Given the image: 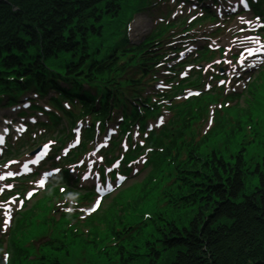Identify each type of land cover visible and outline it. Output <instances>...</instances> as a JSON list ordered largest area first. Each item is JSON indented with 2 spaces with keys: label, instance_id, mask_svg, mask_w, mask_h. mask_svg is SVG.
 Wrapping results in <instances>:
<instances>
[{
  "label": "trees",
  "instance_id": "16d2710c",
  "mask_svg": "<svg viewBox=\"0 0 264 264\" xmlns=\"http://www.w3.org/2000/svg\"><path fill=\"white\" fill-rule=\"evenodd\" d=\"M129 2H0V89L9 90L10 84L42 92L56 87L64 97L79 94L84 115L98 101L97 117L106 116L110 107L118 108L123 102L153 110L140 79L161 62L163 54L154 46L165 36L158 32L140 44L128 42L121 26ZM79 81L99 89L98 95L84 92ZM165 95H158V100ZM173 125L163 140L151 144L161 152L146 178L141 202L147 203L158 190L169 207L192 212L184 224L158 214L157 237H161L163 250L172 251L171 260L161 264H264V158L251 166L243 157L247 148L230 154L240 128L226 135L222 148L205 151L202 145L186 143L183 135L188 126L181 123L183 128L174 130ZM167 138L171 140L165 142ZM256 178L259 183L248 186ZM104 221L113 231L109 219ZM14 236L13 264H61L58 254L65 251V243L50 239L46 248L52 252L40 251L31 257ZM150 236L139 231L136 237L147 250L140 264H160L161 253L154 249ZM132 249L121 247L126 255L138 256L130 254Z\"/></svg>",
  "mask_w": 264,
  "mask_h": 264
},
{
  "label": "rangeland",
  "instance_id": "374dc122",
  "mask_svg": "<svg viewBox=\"0 0 264 264\" xmlns=\"http://www.w3.org/2000/svg\"><path fill=\"white\" fill-rule=\"evenodd\" d=\"M164 0L160 1V5L157 6H150L151 8H149V10H139L138 13L134 14L130 20V22L128 23V37L131 39V41L134 42H140V40L146 36H148L150 33L154 32L156 29H161V27H164L165 25L169 24V25H178L183 23V22H190L191 17V12L187 9V10H183L182 8H179L177 6V4H175V2L171 1V0H166L165 2H163ZM228 2H234V0H222L221 2H218V8H220L221 6H228ZM209 0L204 2V5H208ZM160 9V10H159ZM212 9H210L209 11H211ZM192 11V9H191ZM128 15L125 17V19L127 20ZM186 19V20H185ZM226 24L223 23H219V24H211V22H206L204 26H202L201 28L195 27L193 30H190L189 33L187 34H183L182 30H180L179 28H177L176 26L173 27L172 29V33H171V37L168 43H171L173 41V43L171 44V46H173L174 48L178 47L179 45H182L184 43L185 40L187 39H193V41H191V44L193 46H191L193 48V50L195 49V47H201L204 44H202L205 41H199L202 39H207L210 42L211 46H220L223 47L225 49H228V47L231 46V50L230 52L233 54H237L239 52L238 50V46L241 44V42H243V38L245 35L244 30L240 28L239 25L235 24L236 20H229L225 22ZM192 25V24H189ZM217 28H221L219 32L217 31ZM188 29V28H187ZM186 29V30H187ZM167 30H169L167 28ZM239 33H243V35L239 36ZM188 35L190 37H188ZM172 39V40H171ZM185 44V43H184ZM208 44V43H207ZM249 45V44H247ZM189 45H184L183 48H187ZM167 51L173 52L174 50L170 47V49H167ZM195 52H193L192 55H194ZM179 55H177L176 53H171L166 59L168 61V66H173L174 64H177L180 61H176L175 59H178ZM247 60V59H246ZM244 60L242 63H240V67L247 69V71H251L252 68H256V67H252L250 65L251 62L256 61L255 58L250 57L247 61ZM163 72H161V75L159 77V80L155 83L157 86H161L160 89L164 90L167 88V86L165 85V81L166 78H162V74ZM171 77V76H170ZM174 79V78H171ZM257 91L258 94H256V98L253 99V95H247V97H243L241 99V102H237L239 103V109H241V107L246 108V110H248L250 113H252L253 118L257 117V121L256 123L258 124H262V125H258V131L262 132L263 128H264V123L261 122V118L260 116L263 114V110H264V69L262 70V72L259 73V76L257 78ZM242 85L240 86V89H238V92L242 89ZM180 90V89H178ZM193 88H187L186 90H180V92L182 93L181 96L177 97V100L173 103V100H170L169 102H167L168 105L170 104H175V103H179L182 102L183 100H186L187 98V92L192 91ZM31 99L33 100V102L37 105H41L44 107V105L46 104V100L40 99L37 96H35L31 91L26 92L20 99L16 100L18 101L17 104H19V106H21V102L26 101L27 99ZM249 100V103L247 102ZM178 105V104H175ZM235 105V104H233ZM167 110L165 112H161L159 114V117H161V119L159 120V125L161 123H163L165 120H167L169 118V111L172 110V113L176 112L177 110L181 109V106L178 108H173L171 109L170 106H167L166 108ZM17 110L20 109H11V110H7L4 107H0V117L4 116L6 118V120H10L13 121L16 117V115L18 114ZM211 110H214V107H211ZM180 111V110H179ZM233 114H235V112H233ZM237 114H235L236 116ZM26 116L28 117H32V119L34 118V120H38L41 122H44V118L39 117L36 113L35 115H28L26 114ZM212 117L210 116L208 118V120L205 123H202V130L200 132V127L198 128V130H196L195 133V138H197V141L200 138V135H204L206 132L209 131V129L212 127H214L216 124H220L219 119L216 118L215 122H212ZM151 121L154 120H149L147 121V123H150ZM176 122L180 123V120H177ZM166 121L164 122L162 129L165 128L166 126ZM65 126V124L63 122L59 123V128H63ZM181 126L180 124H177V127ZM151 127L154 128L155 124H151ZM196 128V127H195ZM228 130V129H227ZM42 133V132H40ZM44 133V132H43ZM215 133V132H213ZM219 133V132H216ZM264 134V132H262ZM45 136H47L49 133H44ZM39 135V134H38ZM186 137L189 136V131L185 134ZM242 135V134H241ZM243 136V135H242ZM243 138V137H242ZM241 138V139H242ZM47 139V138H45ZM11 143L13 142V140H10ZM45 141V140H44ZM237 142V140H235V143ZM263 140L260 141V143H262ZM52 143V142H51ZM234 144H232L231 146V153L235 151V147ZM53 147L55 146L54 143H52ZM254 145H257V143H254ZM251 146L248 148L247 150V154L246 157L247 159H252L254 160L255 158H261V154L262 150L260 147L257 146ZM211 147H217V148H222V144L221 141L218 139H211L210 143H208L207 145H205L203 148H205L206 150H209ZM185 154V152H184ZM28 155V154H27ZM27 155H24L21 159H24V157H26ZM20 159V160H21ZM250 161V160H249ZM142 166H141V162L135 163L134 167H133V171L130 174V179L131 178H135L134 181H128L130 179L127 180L126 185L132 183V182H137L140 185L146 180V177L149 175V171L150 168L145 169L144 171L141 172ZM82 171H85V169H83ZM164 173H166V167L163 168ZM74 172V171H73ZM94 171H91V174H94ZM76 175H78L77 173H75ZM92 181H95L92 178L87 179V181H82L80 180V183L78 184L79 186V190H84V189H93L95 188V185L93 184ZM259 183V179L256 178V181H252L251 185H256ZM144 184V183H143ZM30 184L27 183L26 186H29ZM34 185H36V182H34ZM135 187H138L137 190L140 189L139 185H136ZM109 189V186L106 185L105 187L102 188H98V190L100 191H107ZM140 191V190H139ZM139 191H135V196L137 195L136 193H139ZM123 193L124 190L122 191ZM245 192H248L247 189H245ZM156 196V195H155ZM154 196V197H155ZM114 197V196H113ZM112 198V197H111ZM110 198H108L105 202L108 203ZM131 197H129L127 199V201H130ZM151 200V199H150ZM153 200V199H152ZM65 201V199H63L62 197H59L58 200H56L55 204L56 205H60L61 203H63ZM70 201V200H67ZM86 203V201L81 200L80 202H78L77 204L81 205ZM117 203L119 204L120 208H122V211L119 212L120 217H122L124 220H132V221H140L141 217L138 216V214H141V212H143L147 209L149 210H153L152 209V204H147V206L143 207V209L140 206H136V208H134L133 206H129L131 204H127L124 201H121V198H117ZM67 203H63L62 205L59 206V209H61V211H63V207L68 209V205ZM107 205V204H106ZM66 206V207H65ZM90 206V205H88ZM70 208V207H69ZM86 208V206H85ZM83 209L82 211H86V209ZM161 210V209H160ZM158 212V211H157ZM192 212V211H191ZM191 212L185 210V209H171L169 208L168 210H166L165 212H162V214L165 216V218L169 219V220H177V222H179L180 224H184L185 221H187L190 217H191ZM113 216V211L110 210V208L105 207V205L103 206V208L101 210H99L98 212L92 214V216L90 218H88L87 220H82L81 223H76L78 220L79 215L73 214L71 215L70 219L72 220L71 222L67 219H62V223L61 220H58L57 222L51 220V216L50 213L45 214L43 213V211L41 212H37V213H33V214H29L27 215V217H23L22 220H20L21 223H23V227L20 230L21 236H22V241L25 239H28L30 236L34 235L36 232L40 233L39 231L42 230L44 231V228L47 232H49V230H54L58 233L59 236L64 237V240L67 241L68 243H70L71 245L68 247V255L67 256H63L62 254H59V259L61 264H140L141 263V259H143L141 257L142 254H144V249L142 248L141 244L136 241V236L134 237V233H126L123 234L121 233L120 238L122 239L118 244L117 241L116 242H112V243H100L98 240H96L94 238V234H96L97 237L104 239L105 234H107L106 229H104L105 226L102 225H91V221L93 220H97L100 217H105V218H110ZM82 217L84 218L85 215L81 214V217H79V219H82ZM3 215L0 218V224L1 226L4 225L3 222ZM178 224V223H177ZM0 226V228H1ZM11 226V225H10ZM71 226V227H70ZM92 226V227H91ZM14 227V226H13ZM13 227H10V231L13 229ZM62 227V228H60ZM159 227L161 228V225H159ZM60 228V229H59ZM118 229H120V227H117ZM92 229L94 231V234L92 232ZM36 231V232H35ZM147 234L150 233L153 236H157V233L155 231V228L149 223L147 226V230H146ZM0 235H3L0 232ZM52 235H54L53 237H55V234L53 233ZM20 236V237H21ZM3 239H6L5 237ZM42 239L38 241V243H34V246L39 245V242H41ZM3 244H5L4 241H2ZM97 245L96 249L97 250H102L101 254L96 253V251L93 249V246ZM119 246L125 248V249H132V247H136L133 248L132 250H134V252H131V254H137L139 255L138 257H131L129 255H126L125 253H123ZM48 253H50V251H48ZM5 260H7V258L10 257V254L7 253H3ZM172 257V252L170 251H165L162 254V257H160L159 262L161 263H165L168 262L169 260H171ZM6 262V261H4Z\"/></svg>",
  "mask_w": 264,
  "mask_h": 264
},
{
  "label": "snow or ice",
  "instance_id": "6c2138e0",
  "mask_svg": "<svg viewBox=\"0 0 264 264\" xmlns=\"http://www.w3.org/2000/svg\"><path fill=\"white\" fill-rule=\"evenodd\" d=\"M247 51H248L249 53H251V52H252V49H247ZM240 55H243V54L241 53ZM221 83H224V82L221 81ZM49 143H51V142H49ZM43 147H44L45 149H47L48 145L45 144ZM101 159H102V157H101ZM31 162L34 163V164L37 163L36 160H32ZM25 167H27V166L25 165ZM52 171H53V172H56V171H59V170H58V169H53ZM8 175H12V173L9 172ZM50 175H51L50 172H45V173H43L42 176H41V178L38 179V181H36V183H38L39 185L43 186V185L45 184V179H44V177H47V176H50ZM86 175H87V174H85V177H86ZM85 177H82V179L85 178ZM0 178H2V177H0ZM62 191H63V190H62ZM31 194H32L31 192L28 193L29 197L31 196ZM21 204H22V202H21ZM99 206H100V200L98 199V200H97V203L93 206V208L91 209V211H96L97 208H99ZM7 224H8V221L5 222V229H7Z\"/></svg>",
  "mask_w": 264,
  "mask_h": 264
}]
</instances>
